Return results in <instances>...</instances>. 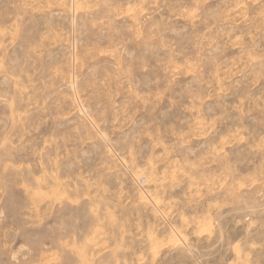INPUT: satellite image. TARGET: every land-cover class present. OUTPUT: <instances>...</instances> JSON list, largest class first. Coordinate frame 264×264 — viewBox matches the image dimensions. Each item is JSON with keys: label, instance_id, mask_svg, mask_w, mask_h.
<instances>
[{"label": "rangeland", "instance_id": "374dc122", "mask_svg": "<svg viewBox=\"0 0 264 264\" xmlns=\"http://www.w3.org/2000/svg\"><path fill=\"white\" fill-rule=\"evenodd\" d=\"M0 264H264V0H0Z\"/></svg>", "mask_w": 264, "mask_h": 264}]
</instances>
